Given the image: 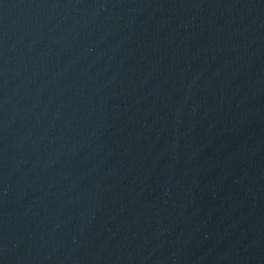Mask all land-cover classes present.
<instances>
[{
	"label": "water",
	"instance_id": "1",
	"mask_svg": "<svg viewBox=\"0 0 264 264\" xmlns=\"http://www.w3.org/2000/svg\"><path fill=\"white\" fill-rule=\"evenodd\" d=\"M0 264H264V0H0Z\"/></svg>",
	"mask_w": 264,
	"mask_h": 264
}]
</instances>
